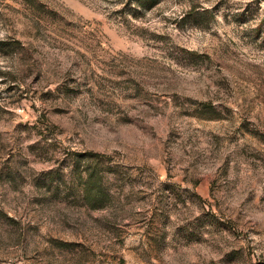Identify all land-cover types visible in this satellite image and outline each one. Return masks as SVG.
<instances>
[{"label":"rangeland","instance_id":"374dc122","mask_svg":"<svg viewBox=\"0 0 264 264\" xmlns=\"http://www.w3.org/2000/svg\"><path fill=\"white\" fill-rule=\"evenodd\" d=\"M0 264H264V0H0Z\"/></svg>","mask_w":264,"mask_h":264},{"label":"trees","instance_id":"16d2710c","mask_svg":"<svg viewBox=\"0 0 264 264\" xmlns=\"http://www.w3.org/2000/svg\"><path fill=\"white\" fill-rule=\"evenodd\" d=\"M135 3L141 7H145L148 3H158V0H135Z\"/></svg>","mask_w":264,"mask_h":264}]
</instances>
